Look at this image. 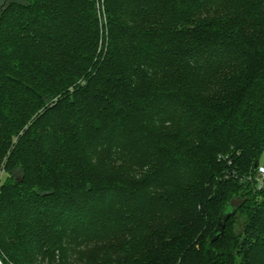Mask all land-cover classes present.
I'll return each mask as SVG.
<instances>
[{"label": "trees", "instance_id": "trees-1", "mask_svg": "<svg viewBox=\"0 0 264 264\" xmlns=\"http://www.w3.org/2000/svg\"><path fill=\"white\" fill-rule=\"evenodd\" d=\"M98 1L0 7V264H264V0Z\"/></svg>", "mask_w": 264, "mask_h": 264}, {"label": "water", "instance_id": "water-1", "mask_svg": "<svg viewBox=\"0 0 264 264\" xmlns=\"http://www.w3.org/2000/svg\"><path fill=\"white\" fill-rule=\"evenodd\" d=\"M260 162L257 161L255 163V168H257L259 166ZM236 212V210H229L228 208L220 215L219 217V221H218V226L215 230V232L213 233V235H215L214 239H217L220 235H222L224 233L225 227H226V221L228 220V218H230L232 215H234Z\"/></svg>", "mask_w": 264, "mask_h": 264}, {"label": "rangeland", "instance_id": "rangeland-1", "mask_svg": "<svg viewBox=\"0 0 264 264\" xmlns=\"http://www.w3.org/2000/svg\"><path fill=\"white\" fill-rule=\"evenodd\" d=\"M7 1L8 0H0V7L3 4H5ZM96 7H97L98 11H100V21H101L102 24H104V29H105V24H106V11H105V6L102 4V1L99 2L98 0H96ZM102 32H103V28H102ZM104 35H106V34H104ZM100 46H101V42H100ZM5 177H6V173L5 172H2L1 173V176H0V186H1V183L3 182V180L5 179Z\"/></svg>", "mask_w": 264, "mask_h": 264}, {"label": "built area", "instance_id": "built-area-1", "mask_svg": "<svg viewBox=\"0 0 264 264\" xmlns=\"http://www.w3.org/2000/svg\"><path fill=\"white\" fill-rule=\"evenodd\" d=\"M257 186L258 189H261L264 185V164L260 163L259 166L257 167Z\"/></svg>", "mask_w": 264, "mask_h": 264}]
</instances>
